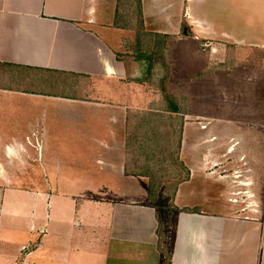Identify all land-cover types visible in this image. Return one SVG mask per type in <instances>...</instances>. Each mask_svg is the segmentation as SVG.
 <instances>
[{"label":"crops","instance_id":"0c3cea01","mask_svg":"<svg viewBox=\"0 0 264 264\" xmlns=\"http://www.w3.org/2000/svg\"><path fill=\"white\" fill-rule=\"evenodd\" d=\"M119 3L146 1L0 0V150L25 160L0 178V264H264V0L143 28L166 36L164 88Z\"/></svg>","mask_w":264,"mask_h":264},{"label":"rangeland","instance_id":"374dc122","mask_svg":"<svg viewBox=\"0 0 264 264\" xmlns=\"http://www.w3.org/2000/svg\"><path fill=\"white\" fill-rule=\"evenodd\" d=\"M132 1V0H131ZM141 2V0H139ZM146 3H119L118 5V13L116 20H121L123 25L130 29H137L138 27H141V30L143 28H146L148 30H166V31H175L179 33L178 37H184L186 30L185 25L183 24L184 18H185V3L184 0H177L179 3H175L176 7L172 9V13L174 12L176 14V20L172 18L171 21L169 19H166V14L169 12L168 6V0H162L161 3H149L150 0H145ZM159 7H158V6ZM167 5V6H165ZM145 21L147 23H145ZM149 42L148 39H145V43ZM145 45V44H144ZM131 46L126 48L124 51H132ZM147 60V59H146ZM152 69H155L154 67H151ZM148 69V68H147ZM159 71V69H157ZM148 76V74L144 77ZM149 78V76H148ZM151 78L149 79V84L151 85ZM154 86V85H153ZM14 153L13 155H15ZM25 171V160L22 161H11L10 157L7 156V152L5 150H0V173H3L0 175V178L3 180L10 179V180H17L21 174ZM22 177H20L21 179ZM18 185V184H17ZM21 186H26L24 184H19ZM218 185V184H217ZM200 186V183H199ZM221 187V185H218ZM246 189V187H245ZM217 196V198H216ZM208 197H214L211 199H203L199 197V199L190 200L191 202H197L200 205H203L205 209L212 210V206L217 205V203L220 200L218 194H214L213 192L209 194ZM250 199H247V197H243L239 202H237V205H235L236 212L235 214L240 215L242 212L249 211V204ZM205 204V205H204ZM173 206V208H172ZM176 208V209H175ZM162 210L163 211V221H162V229L169 230L173 228V223L175 220V214L176 211L173 212V210H179V208L175 207V205H171L169 200H163L162 201ZM165 220V221H164ZM166 223V225H165ZM165 230V231H166ZM167 234V233H166ZM165 235V234H164Z\"/></svg>","mask_w":264,"mask_h":264},{"label":"trees","instance_id":"16d2710c","mask_svg":"<svg viewBox=\"0 0 264 264\" xmlns=\"http://www.w3.org/2000/svg\"><path fill=\"white\" fill-rule=\"evenodd\" d=\"M183 24H185V22L183 21ZM140 34L138 35V45L141 46L142 42L140 39V36L142 38V35L146 36L149 42H146L144 40L143 43L144 45V50H146V58H147V63L150 65V67L152 66H160V68L163 69V73H162V77L160 79V84H162V87L164 88L166 83L168 82L169 78H170V69L169 66H167L166 64V55H165V51L167 50V43L164 40V38L166 37L163 34H152V33H148L146 31L140 30L139 32ZM155 36V37H153ZM157 37H161V39H158ZM176 130L171 129L169 126H167V129L165 131V135L164 137H162V140L164 142V144H166L167 146H170L171 143L175 142V137H173L175 135ZM177 137V144L178 146H180V141H181V129L178 131V134L176 135ZM170 155V152H169ZM152 191V190H151ZM162 230V228H161ZM160 237L162 240H164V236L160 231Z\"/></svg>","mask_w":264,"mask_h":264}]
</instances>
